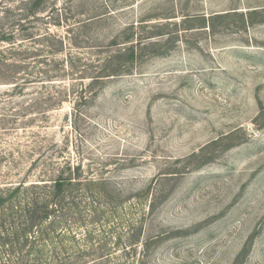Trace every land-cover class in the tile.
<instances>
[{
  "label": "rangeland",
  "instance_id": "obj_1",
  "mask_svg": "<svg viewBox=\"0 0 264 264\" xmlns=\"http://www.w3.org/2000/svg\"><path fill=\"white\" fill-rule=\"evenodd\" d=\"M0 264H264V0H0Z\"/></svg>",
  "mask_w": 264,
  "mask_h": 264
},
{
  "label": "trees",
  "instance_id": "obj_2",
  "mask_svg": "<svg viewBox=\"0 0 264 264\" xmlns=\"http://www.w3.org/2000/svg\"><path fill=\"white\" fill-rule=\"evenodd\" d=\"M69 181V179H64V178H59L54 182L53 185V191H55L54 195L56 196L55 198H59V194L60 192L63 190L65 183ZM23 183H21L20 186H22ZM18 187L17 189H20L21 187ZM32 186L34 188H36L35 191L32 192L31 198L34 200L32 204H28L26 205V207L24 208V213L27 215V220L30 221V226H34L37 224V220L39 217L43 218V219H47L49 217L50 214V210H49V203L46 204V202L44 201H40V196H41V192L38 191L37 189H39V186L36 184H32ZM47 191L51 192V189H48L47 187ZM39 211H43V213H38Z\"/></svg>",
  "mask_w": 264,
  "mask_h": 264
}]
</instances>
